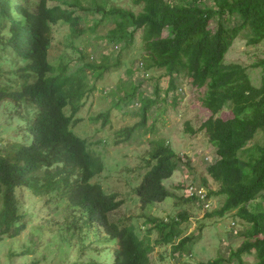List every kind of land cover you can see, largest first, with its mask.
<instances>
[{
  "label": "trees",
  "instance_id": "1",
  "mask_svg": "<svg viewBox=\"0 0 264 264\" xmlns=\"http://www.w3.org/2000/svg\"><path fill=\"white\" fill-rule=\"evenodd\" d=\"M127 1L128 7L117 0H0V110L7 121L0 128L12 133L14 125L15 130L11 146L0 147V245H7L0 260L41 264L26 260L36 250L30 242H13L25 231L29 218L54 206L56 211L68 213L62 225L56 224L69 235L65 243L88 258L81 261L79 257L74 264H151L152 231L142 233L132 218H114L124 200L96 182L104 165L91 153L89 140L75 131V116L68 109L73 106L74 112L79 111L81 100L93 95L96 82L139 37L138 69L130 68L129 75L160 71V78L168 80L165 94L178 88L181 77L204 89L201 105L211 116L197 129L186 122L185 132H203L215 150L205 174L218 189L210 190L205 178L200 187L206 188L207 199L219 196L224 202L207 217L228 216L241 226L228 234V257L220 254L206 264H247L244 256H253V264H264V209L256 204L264 198V58L252 65L263 73L260 85L253 84L245 66L226 63L235 40H246L252 46L264 42V0H193L192 5L169 0ZM85 19L90 23L88 29L81 26ZM102 27H107L103 33ZM88 30L110 51L97 54V48L92 53L75 48L72 41ZM64 31L69 51L54 60L50 53L53 38ZM69 52L78 53L74 65ZM152 89L158 92V84ZM102 97L109 105L93 117L103 119L102 126L114 109L138 118L116 132L115 144L153 133L155 101L134 80L123 81ZM173 100L177 101L175 95ZM224 109L230 111V117L218 116ZM139 163L133 172H144L136 177L140 182L126 200L137 202L135 194L144 210L174 196L164 181L179 170L181 159L168 141L150 139ZM25 192L36 198V213L24 207ZM185 201L204 208L196 196H187ZM148 220L158 235L155 245H171L177 262L182 253L190 251L196 235L183 236L181 225L187 215ZM88 237L89 243L84 244ZM237 243L240 245L233 248ZM113 244L118 245L115 263L107 256Z\"/></svg>",
  "mask_w": 264,
  "mask_h": 264
},
{
  "label": "rangeland",
  "instance_id": "2",
  "mask_svg": "<svg viewBox=\"0 0 264 264\" xmlns=\"http://www.w3.org/2000/svg\"><path fill=\"white\" fill-rule=\"evenodd\" d=\"M169 1L183 5L193 4V0ZM117 2L124 7L129 6L127 0H117ZM89 24L88 20L85 19L82 21L81 26L84 29H88ZM106 30L107 27L100 29L102 33ZM66 32L68 33V29ZM65 36L64 31L56 33L53 38L54 46H52L53 48L50 53H52L54 60H58L60 55L64 53V50L69 51L65 48ZM72 42L75 48L84 49L86 53L94 52L95 48H97V54L102 51H110L89 30ZM140 49L141 44L139 37H137L133 46L121 53L119 62L112 63L103 78L96 82L95 86L97 88L93 95L81 100L82 104L79 107V111L74 112L72 110L73 106L68 107V109L71 108V112L75 116V131L82 135V138L89 140L91 153L102 160L104 165V171L96 178V182L100 183L106 191L115 193L119 196L120 200H124V204L114 213L115 219L128 220L132 218V221L137 222L142 233L147 235L148 229L152 231L151 237L149 236V240L154 246L153 252L150 254L151 264H206L216 259L220 254L228 257L230 251L228 234L231 229L239 231L241 226L236 221L234 223L231 217L228 216L223 219L207 217L209 213L222 206L224 198L219 196L212 197L208 200L209 206L206 207L204 205V208L195 201H185L189 193L187 192V188L184 187L188 184H196L197 187L201 188L202 178L207 179L210 190L215 191L218 189V185L212 182L205 174L206 167L215 159L214 148L210 147L207 137L203 132L195 135L185 132L186 122H189L192 127L197 129L203 121L211 116V113L201 105L200 99L203 96L204 89L193 87L187 79L181 77V80L178 81V88L172 90L173 92L170 91L168 94H165L168 80L165 77L160 78V71L151 72L147 75H144L141 71L139 74L134 73L138 69L135 64L138 63ZM68 56H73L71 57L72 65L78 62V53L69 52ZM263 58L264 42L252 46L247 44L246 40L237 39L226 55V63H238L245 66L253 84L260 85L263 73L261 69L252 68V65ZM130 68L134 70L131 75H129ZM88 78H91L90 75ZM132 80L140 87V91H143L146 95H150L155 101L151 111L157 115V125L154 126L153 133L132 136L129 138V141L122 139L123 137L121 136L119 139L117 138L120 141L122 139L121 142L119 141L120 144H115L116 132L121 131L123 127L133 125L138 121V118L124 115L123 110L114 109L110 114L108 123L105 126L103 125V127V119L95 120L93 117L106 110L109 105V100L101 98V96L110 94L112 88H116L123 81ZM155 83L158 84V92L152 89ZM102 90L106 93L100 92ZM174 95L177 97V101L173 100ZM1 111L0 126H4L7 121L1 116ZM230 115V111L224 109L218 116L228 118ZM10 130L12 133L10 131H2L0 128V147L3 149L9 148L14 141L11 136L15 135L14 125H12ZM154 138L168 141L171 148L181 159V165L171 178L164 181L166 188L174 196L167 198L162 203L150 205L142 210L135 194L137 202L126 200V197H130L129 195L133 187L137 182L138 184L140 182L136 177L138 175L141 176L140 173L144 171H133L140 165L139 156L149 149V140ZM110 140L113 141L110 142ZM128 170H131V172ZM36 202V198L31 193L25 192L22 203L26 209L29 208L31 212L36 213L39 210V204H36ZM256 204L264 209V198L259 199ZM183 214L187 215V220L181 225L184 231L183 236L195 234L196 240L191 245L190 251L182 253L183 256L177 262L172 257L171 245H155L158 235L155 231L154 223L148 220V218L174 219ZM67 216V211L63 209L56 211V207L49 206L47 207V213L39 214V217L36 218L34 216L29 218L27 228L18 237L17 242L14 241L13 243L21 245V243L30 242L36 248L35 253L29 260L26 259L27 261H41V264H74L78 261L79 257L81 261H87L88 258L79 255L78 249L75 246H67L65 243L69 238V235H66L67 232L57 229L56 224L62 225ZM137 217H140V219L138 220ZM49 225H53V228L49 227ZM88 239L89 237L86 238L84 244L89 243L87 242ZM6 242L8 243L9 241ZM76 242H78V238ZM239 245L240 243H237L233 248ZM112 247L114 248L110 249L107 256L108 259L111 256L113 263H115L118 245L113 244ZM6 251L7 245H0V256ZM177 256L178 254L175 257ZM244 259L247 264L255 262L253 256H244ZM17 261L21 264L25 260L18 259ZM0 262L6 264V261L0 260Z\"/></svg>",
  "mask_w": 264,
  "mask_h": 264
},
{
  "label": "built area",
  "instance_id": "3",
  "mask_svg": "<svg viewBox=\"0 0 264 264\" xmlns=\"http://www.w3.org/2000/svg\"><path fill=\"white\" fill-rule=\"evenodd\" d=\"M187 192L189 193V196H196L199 198V200L206 206L208 207L209 204H208V200L207 199V193L205 191V189L203 188H197L195 186H190L188 189H187Z\"/></svg>",
  "mask_w": 264,
  "mask_h": 264
}]
</instances>
